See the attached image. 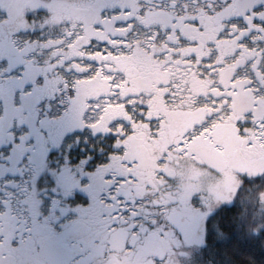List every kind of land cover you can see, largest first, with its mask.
<instances>
[{
    "label": "flooded vegetation",
    "instance_id": "obj_1",
    "mask_svg": "<svg viewBox=\"0 0 264 264\" xmlns=\"http://www.w3.org/2000/svg\"><path fill=\"white\" fill-rule=\"evenodd\" d=\"M43 34L62 44H51L60 52L49 65L10 56L24 42L31 55L46 50L29 42ZM204 134L215 140L185 142ZM167 148L168 159L156 156ZM37 156L35 186L47 191H23ZM263 157L264 0H0V264H69L67 247L107 243L90 239L97 222L122 210L138 218L134 202L153 183L133 186L152 160L156 190L166 196L173 184L179 199L176 168L226 192Z\"/></svg>",
    "mask_w": 264,
    "mask_h": 264
},
{
    "label": "trees",
    "instance_id": "obj_2",
    "mask_svg": "<svg viewBox=\"0 0 264 264\" xmlns=\"http://www.w3.org/2000/svg\"><path fill=\"white\" fill-rule=\"evenodd\" d=\"M153 165L155 176L160 169L156 168L155 160H152ZM178 173L177 177L183 176L190 183L193 181L190 176H198V173L187 170ZM205 174H202L204 178H211ZM172 185L161 201L168 206L175 205L177 209L174 214L156 217L145 231L138 226L135 231L133 225L121 222L117 217L108 218L106 222L99 221L101 223L97 224L103 227L96 229L90 239L107 243L67 247L61 253L67 255L70 252L72 255L66 256L64 261L69 264H153L148 261L146 253L154 250V253L157 252L155 254L162 252L166 259L164 264H264V176L245 179L232 199L226 197L228 192L209 189L210 194L206 195L204 205L197 201L194 203L196 190L193 185L187 195L189 202L181 200L179 196L178 199L176 195L179 193H175L176 188ZM65 186V192L74 190L70 182ZM156 189L150 184L152 195L156 193L155 196H161ZM180 193L184 194L182 190ZM193 207L200 210L198 213L209 212L201 222V228L197 225L198 230L195 227L196 216L188 212ZM154 236L161 241L156 246L151 244L154 243L151 241ZM138 243L142 244L141 251L137 249ZM57 255L61 257L59 253Z\"/></svg>",
    "mask_w": 264,
    "mask_h": 264
},
{
    "label": "rangeland",
    "instance_id": "obj_3",
    "mask_svg": "<svg viewBox=\"0 0 264 264\" xmlns=\"http://www.w3.org/2000/svg\"><path fill=\"white\" fill-rule=\"evenodd\" d=\"M49 40L50 37L47 35V34H43V35H37L36 38L32 37L31 39H29V42H37L38 43V46H37V49H35L34 47L31 49L32 52H37L39 51V49H46L44 51H41L35 55H31L28 51V42L26 44V42H24L25 44V49L23 48L22 51L20 53H16V51H12L10 53V56H13L15 55L16 57L18 56H25V63L26 64H31L32 66L33 65H49L50 62L53 61V58H56V56H52V54L54 52H57L58 55H59V52L58 49L55 50L54 46H57V48H59V46H61L62 44H59L57 42H50ZM52 43H54L55 45H51ZM64 44V43H63ZM69 44H65V46L67 47ZM22 48V47H21ZM48 49H52L51 52L49 53ZM20 50V49H19ZM29 53V55H28ZM58 57V56H57ZM59 58V57H58ZM73 66V65H72ZM75 67V66H74ZM60 72V71H59ZM67 73H70L72 72V69H71V65L70 66H67ZM66 72H63L61 75L63 81L67 82V89L70 91H77L79 89V86H81V84L77 83V82H80L81 79L80 78H77L75 77V74H67ZM179 128V127H178ZM179 132V129H172L171 132L169 133V139L171 140V143L175 144V145H179L183 142H180L181 141V138H177V134ZM48 138L46 139V143H49V144H52V140L49 136H47ZM205 137V138H204ZM41 138V136H37V140ZM160 138V135L159 134H154L152 136V141L151 143L155 142V141H160L159 140ZM195 138V139H194ZM204 138V139H203ZM201 139L204 140V142H213V140H215V137H210V136H207L206 134L204 135H199V138L198 136H188L187 137V141H193L194 144H192V146H196V145H199L200 144V141ZM213 139V140H211ZM222 139V138H221ZM220 139V140H221ZM225 139V138H223ZM222 139V140H223ZM76 140V136H75V139ZM27 141H28V138H27ZM43 142V140H41ZM202 141V143H204ZM39 143V142H38ZM23 146V145H22ZM54 146V145H53ZM22 150V148H20ZM45 149H43V146H42V151L44 152ZM42 152V153H43ZM169 155H172V152L171 151H168V148L166 151L164 150H160V152H157L156 156H158V158L160 159H168V156ZM57 161H59V156H57L55 158ZM37 160H38V156L35 157V159H33V165L30 166V167H26L25 166V170H26V173H25V176H26V182L23 183L22 185V190L23 191H31V193L34 192L35 188H41V192H45L47 191L45 188L46 185L44 186V182L42 180H38L37 182V186H35L36 184V181L34 180V175H35V171H34V166L36 167V164H37ZM168 161H164V162H161L159 163L160 167H166L165 164L167 163ZM168 169V168H167ZM59 170H61V167H59ZM171 170V169H170ZM169 170H167L168 172ZM201 171H204V170H201ZM54 175H56V172L53 171ZM137 172V171H136ZM134 173V175H136L137 177H139L140 175V172H137V173ZM155 173V167L154 165L151 167L150 169V177L148 175H144V177H139V181L142 182V185H138V186H133V189L138 191V190H145L146 189V185L147 183L145 182H148L149 180H151V182L153 183L154 187L156 188H159L160 189V183L156 180V178L153 176ZM177 174H180L178 172H176ZM243 174L244 176L239 178L238 180H232L230 185L227 186L226 188V192H228V195H226V197H231V199L235 196L236 194V191H237V188L239 187V185L244 182V180L246 179H252V178H256V177H262L264 176V157L261 159V162L258 164L257 167H254V168H250V169H247V168H244L243 170ZM40 175V173H39ZM43 175V173H42ZM52 175V173H51ZM74 175H77V173H75ZM36 177L38 178L39 176L36 175ZM77 179L79 178L82 179V172L80 171L78 173V175L76 176ZM176 181L178 182V186H180V190L183 191V195L181 196V200L183 201H186V202H189L188 200V193H189V188L191 185H193V187L195 188L196 190V199L201 205H204L205 202L207 201L206 200V196H204L203 192L205 190V188H209L210 190L215 186V183L216 181L212 178H204L202 176H199L197 177L195 180L191 181V183L189 181H187V179L185 177H181V176H178L175 178ZM78 180H76L75 184L77 183ZM172 185V184H170ZM173 186V185H172ZM128 187L127 184H124L122 186V193L125 194L126 196L129 195V191H126V188ZM171 187V186H170ZM221 187H222V184L219 183V185L216 187L217 190H220L221 191ZM132 187H130L131 189ZM77 194H80L78 192V190H75ZM227 194V193H225ZM156 193H154L152 195L151 191L148 190L147 192H144V194L141 195V197L138 199L137 202H134V207L136 208V211L139 213L138 215V218L136 219L134 216H131L129 213L128 214H125V211L122 210V214L119 215L117 217V219L121 222H124V223H127L129 225H133V228H137V226L139 227V229L145 231L147 230V227L148 225L150 224L151 221H153V219H155L156 217H159V216H164V215H172L176 212V206H171V205H165L163 204L164 202L161 201V199L163 198V196H159V194H157L158 196H155ZM225 197V198H226ZM232 201V200H230ZM49 203V202H47ZM195 203V201H194ZM129 208H132L133 205H129L127 206ZM125 208V207H124ZM137 208H141V209H137ZM192 211L188 210L189 214L192 216H196V222L195 223V227H197L196 230L199 229L200 227V224L201 222L203 221L204 217L209 214L208 213H205L203 214L202 212L201 213H198V211L200 210H193L191 209ZM132 213H134L132 211ZM198 213V214H197ZM152 215L151 217L153 218H149V216ZM185 215V213H184ZM185 218V217H184ZM155 225H157V222L154 223ZM199 225V227L197 226ZM201 228V227H200ZM136 231V229H135ZM153 241L154 243H151L152 245H157L158 243H160V239L158 237H155L151 240ZM158 242V243H157ZM134 249V247H132ZM137 249L139 251L142 250V244L141 243H138L137 245ZM157 253V252H155ZM154 253V250L151 251L150 253H146L147 254V257H148V261L150 263H153V264H164L165 263V257H163V254L162 252H160L159 254H155ZM107 254V252L105 253ZM155 254V255H154Z\"/></svg>",
    "mask_w": 264,
    "mask_h": 264
},
{
    "label": "snow or ice",
    "instance_id": "obj_4",
    "mask_svg": "<svg viewBox=\"0 0 264 264\" xmlns=\"http://www.w3.org/2000/svg\"><path fill=\"white\" fill-rule=\"evenodd\" d=\"M209 223H210V221H209Z\"/></svg>",
    "mask_w": 264,
    "mask_h": 264
}]
</instances>
